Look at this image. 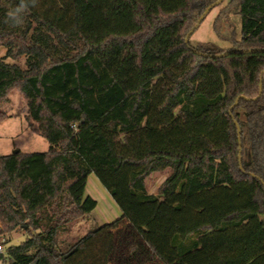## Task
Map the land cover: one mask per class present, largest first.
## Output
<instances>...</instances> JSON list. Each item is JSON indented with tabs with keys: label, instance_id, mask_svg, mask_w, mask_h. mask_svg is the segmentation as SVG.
Wrapping results in <instances>:
<instances>
[{
	"label": "trees",
	"instance_id": "trees-1",
	"mask_svg": "<svg viewBox=\"0 0 264 264\" xmlns=\"http://www.w3.org/2000/svg\"><path fill=\"white\" fill-rule=\"evenodd\" d=\"M215 1L38 0L13 26L20 0H0V123L18 88L30 129L49 142L0 153L3 263L252 264L264 254V51L213 56L264 48V0H224L218 32L235 5L242 17L231 47L186 42ZM23 55L25 68L7 61ZM167 169L150 192L148 177ZM91 173L122 214L68 242L61 235L98 205Z\"/></svg>",
	"mask_w": 264,
	"mask_h": 264
},
{
	"label": "rangeland",
	"instance_id": "rangeland-1",
	"mask_svg": "<svg viewBox=\"0 0 264 264\" xmlns=\"http://www.w3.org/2000/svg\"><path fill=\"white\" fill-rule=\"evenodd\" d=\"M227 1L212 8L207 14L199 27L190 36V42L197 45L199 42H211L223 48H229L233 45L234 40L241 39L242 17L240 7L234 6L229 13L223 18L220 25V32L215 29V19L219 14L221 7ZM5 47H0V58L5 55ZM7 61L26 67V56H19L15 59L8 58ZM2 107L10 116L0 123V153L10 154L16 149L27 152L46 151L49 148V142L44 137L33 132L26 120L28 109L27 100L21 94L20 90L14 89L7 101L2 103ZM169 169L165 171L154 172L147 179L148 190L152 193H158V188L167 177ZM88 177L87 189L98 200V205L92 212L91 216L76 221L70 229L61 235V238L71 242L77 237L85 234L91 228L113 221L121 216V209L113 199L109 191L103 186L95 173ZM24 233L21 230L11 232V242L18 243L24 239ZM6 236L0 237V242L6 240ZM8 242V240H7ZM7 243H4L5 247ZM252 264H264V254L258 257ZM258 261V262H257ZM0 264L3 260H0Z\"/></svg>",
	"mask_w": 264,
	"mask_h": 264
},
{
	"label": "water",
	"instance_id": "water-1",
	"mask_svg": "<svg viewBox=\"0 0 264 264\" xmlns=\"http://www.w3.org/2000/svg\"><path fill=\"white\" fill-rule=\"evenodd\" d=\"M224 0H217L213 3H211L207 8L206 10L203 12V14L200 16V18L198 19V21L196 22L195 24V27L187 34L186 36V42L189 41L190 39V36L192 35V33L195 31V29L197 27H199V25L201 24V22L204 20V18L207 16V14L212 10V8L216 7L217 5L221 4ZM235 50H239V51H242V52H254V51H264V48H235V49H231V50H227V51H224L223 53H220V54H213V56H225V55H228L230 53V51H235ZM263 87H264V76L261 78V82H260V93L258 95V97L262 94L263 92ZM242 96H240L236 103L239 101V99L241 98ZM246 99H252V98H249V97H245ZM237 127H238V138H239V160H240V163L242 164V152H243V144H242V136H241V127L238 123V121H235ZM19 149H16L14 150L13 152H18Z\"/></svg>",
	"mask_w": 264,
	"mask_h": 264
},
{
	"label": "clouds",
	"instance_id": "clouds-1",
	"mask_svg": "<svg viewBox=\"0 0 264 264\" xmlns=\"http://www.w3.org/2000/svg\"><path fill=\"white\" fill-rule=\"evenodd\" d=\"M38 0H20V3L7 13L6 22H11L13 26H19L23 23V13L29 6H36Z\"/></svg>",
	"mask_w": 264,
	"mask_h": 264
},
{
	"label": "built area",
	"instance_id": "built-area-1",
	"mask_svg": "<svg viewBox=\"0 0 264 264\" xmlns=\"http://www.w3.org/2000/svg\"><path fill=\"white\" fill-rule=\"evenodd\" d=\"M3 248H4L3 242H0V252L3 251Z\"/></svg>",
	"mask_w": 264,
	"mask_h": 264
},
{
	"label": "crops",
	"instance_id": "crops-1",
	"mask_svg": "<svg viewBox=\"0 0 264 264\" xmlns=\"http://www.w3.org/2000/svg\"><path fill=\"white\" fill-rule=\"evenodd\" d=\"M236 6H239L240 7V5L238 4V5H236ZM90 177V176H89ZM87 185H88V183H87ZM87 192H88V189H87ZM89 193V192H88ZM91 194V193H90ZM92 195V194H91ZM93 197H94V195H92ZM95 198V197H94Z\"/></svg>",
	"mask_w": 264,
	"mask_h": 264
}]
</instances>
